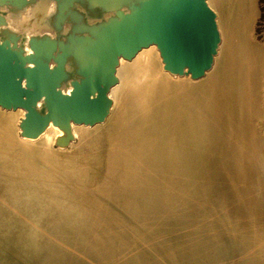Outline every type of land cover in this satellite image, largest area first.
<instances>
[{"label":"water","instance_id":"1","mask_svg":"<svg viewBox=\"0 0 264 264\" xmlns=\"http://www.w3.org/2000/svg\"><path fill=\"white\" fill-rule=\"evenodd\" d=\"M219 18L210 0H0V111L20 112L17 140H4L0 131V195L6 198L3 203L0 196V264H153L147 244L157 247L164 264H173L155 244V235L165 243L174 241L179 258L209 264V254L204 258L202 250L209 222L220 243L232 236L233 245H241L240 264H264V195L252 198L245 183L254 148L248 134L238 132L234 117L240 104L244 115L251 104L247 84L245 95L236 93L234 84L232 95L226 94L231 96L227 108L209 96L205 102L203 93L194 103L180 105L184 145L172 129L148 130L145 136H153L148 145L132 140L152 149L140 159L141 167L136 165L134 183H125L128 178L120 167L113 186L117 180L124 184H119L121 194L112 196L118 204L99 192H93L92 199L77 193L70 165L56 168L53 191L43 173L52 166L32 161L44 167L34 176L27 166L17 167L15 158L18 144L41 143L48 129L57 132L51 148L62 154L45 149L58 158L69 157L66 151L77 141L76 129L102 126L110 117V93L120 83L118 73L144 92L155 76H163L164 82L155 86L161 103L191 97L186 87H204L217 69L225 43ZM231 74L235 77V70ZM247 78L251 86L254 78ZM180 82L186 85H176ZM205 107L215 110L221 121L215 122ZM151 108L180 132L177 108L174 115L161 104ZM215 125L221 135L217 146L198 138L201 126L214 131ZM156 132L170 138V154L179 150L175 160L151 156L155 149L161 152V139L152 135ZM218 152L225 153L222 169L213 164L220 161L214 156ZM68 157L65 160L74 163L76 157ZM104 168L103 174H109ZM23 170L30 176L22 177ZM261 183L264 189V179ZM126 195L135 198L129 207L120 205ZM25 198L27 205L40 207L21 211ZM197 218L208 225L199 223L196 236ZM227 251L221 247L210 258L214 256V264H226Z\"/></svg>","mask_w":264,"mask_h":264},{"label":"bare ground","instance_id":"2","mask_svg":"<svg viewBox=\"0 0 264 264\" xmlns=\"http://www.w3.org/2000/svg\"><path fill=\"white\" fill-rule=\"evenodd\" d=\"M227 2L229 4V9H231V12L229 14L223 9L225 0H210V4L220 12L219 15L221 14V19H222L223 25L227 26V22L229 21V18H231V17L233 18L234 15H239V18L242 19V23H243V21L245 19L243 20V17H241V16L242 15H248L251 13V4H252L251 0H247V1L246 0H227ZM233 11H234V13H233ZM234 17H237V16H234ZM245 26H247V25H245ZM254 39H255V37H254ZM256 49L257 50H255V48L252 45H250V43H247L246 41H245V43H243L241 45H239L238 43H233V44L226 43L225 49L223 50V53L225 55L218 60L217 69L215 70L214 74L210 77V79H208L206 81V83H208L207 85H205L202 88L197 87V86H187L186 89L189 91L188 96H191V97H188V98L183 97L184 99H181V100H180L181 97H179V98L173 99V102L170 101L169 103L166 101L161 103V99L156 98L154 103H156L158 105L161 104V106L166 108V110L169 112V114H173L174 109L177 108V110H178V113H177L178 114V117H177L178 122L177 123L178 124H179V121L181 120V113H182V109H181L182 107L181 106L183 104L194 103L195 100L197 99V96L201 95L202 93H203V96L206 97V99H205L206 101L203 100L201 97H198L201 101L207 102L208 96H209L211 98V100L215 101L216 104L220 105V103H221L222 105L225 106V108H227L228 106L230 107V105H231L230 104V98H231L230 95H232V92L234 90V84H235L236 93H238V94L240 93L241 95H245V91H246V85L245 84H247V86H249L248 84H251V83H247V80H248L247 77L250 76L251 79L254 78V74H255L254 66H255V63L258 64V59H259L258 47H256ZM145 57L148 59V55H146ZM149 68H150V66L147 67V69H149ZM233 70H235V73H236L235 77H234V75L231 74V72ZM118 77L120 79L121 87L116 88L115 92H113V90H112L111 93L116 94L119 92V90H122V88H124L123 89V93H124V99L123 100L127 101L126 104L129 103L130 101H132L133 97H140V96L147 97L148 95L151 97L152 94H158L155 92L156 91L155 86L161 85L165 79V78H163V76L157 75L153 79V85L148 84L146 86L147 89L145 90V92L143 90H139L138 92H136L133 89L131 91H129V89H130L129 85L130 84L128 82H127V84H125L126 80L120 73H118ZM181 83L182 82L176 83V85L185 84V83H182V84ZM176 87H178V86H176ZM209 89H210V91H211V89L214 91V93H213L214 96L212 93H211V95H209V94H207V92H205V91L209 92ZM111 93H110V95H111ZM249 93H250V91L246 95L247 101H248L247 97H248ZM226 94H230V95H226ZM235 98H236V96H235ZM238 98H239V96H238ZM178 100H180L181 104L176 105ZM239 100H240V98H239ZM226 103H227V105H225ZM126 104L122 107L121 112H122V114L125 113L127 115V113L130 112L131 109H134L135 107H134V105H132L130 103H129V105H126ZM194 105H196L199 109H201L200 105H197V104H194ZM205 108H207V112H209L211 114V116L213 118H215V122L221 121L219 114L215 110L211 109L210 107H205ZM149 109L151 110V108H149ZM194 110H196V107H194ZM137 112H138V114L135 111V116H132L133 118H129V116L126 117L127 119H125L122 122V125L115 123V126H114L113 122H112L107 126L108 129H106L107 131H109L111 138H110V143H109V147H108V153H110V155H108V158L106 159L105 166L109 172H111L113 167H116L119 169H120V167H123L124 168V174H125L126 178H128L127 182H125L127 184L134 183V181L136 180V176L138 174L137 172L139 171V168L136 170V165L139 164V167H141V162H139L140 159L148 157L149 151H151V149H152L146 145L151 143L153 136L146 137L145 136L146 130L148 131L150 129L154 130V129L160 128V130L162 132V130H164V129H172V133L174 136H176V133H177V138L179 139L177 141L182 145L185 144V142L183 141L184 135L182 134V130H181L182 124H179L180 132H178V131L176 132L174 123L167 120L165 115L163 117L164 119H161V117H162L161 111H158L154 115L153 109L151 111H148L146 107H141V110L140 111L137 110ZM17 113L20 115V112H17ZM12 120H13L12 116H6V115L0 113V129L2 127V129H3L2 133H4V140H6V138L8 137L7 133L5 132V128H7V129L11 128ZM194 120H195V118H194ZM254 122H256V121H254ZM189 126L192 127L193 125L189 123ZM225 126H226V124H225ZM200 128H202L203 130L200 129L201 132L198 134V138H200L201 140L207 138L211 141V144L214 146H217L219 144V142L221 140V135H220L218 129H220V126L215 125L213 127L214 131L208 127L203 128V126H201ZM160 133L156 132L154 134H157V136L161 139L159 142L161 152H159L158 149H155V151L152 153L151 156L152 157L160 156V158L167 156V157H169V159L172 160L173 154H179V150L176 151V149H175V150H173V153L170 154L171 149H170V145L168 142L170 138L167 135H163V133H161V134ZM187 133H188V131H187ZM56 134H57V132L55 130L48 129L47 132H45V134L40 138L41 143L24 144V145L18 144L19 152L17 153V156L15 157L16 160L19 161V162H17L18 163L17 167H19V165H21V167L27 166L28 168H30L32 170V174L34 176H37V172L44 167L40 168L39 166H33L32 161H37V162L40 161L41 162V160H42L43 161V162H41L42 164H45V165L50 166V167L52 166L51 169H49L48 171H45L43 173L44 174L47 173L46 178L49 179L50 185H51L53 191H54V189H56L55 181H54V180H56V178H55V175H56L55 173L57 172L56 168H59L62 165L63 166H69L70 165V169L72 170V167H73V162L70 164V162L65 160L68 156L61 159V158H58V157H61L59 154L52 153L49 150L45 149L46 145H44L43 142L47 141L46 140L47 137H48V139L51 140V138H53L52 136H54ZM195 134L196 133H193L194 136H196ZM190 136H191V134H190ZM131 138H133L134 142H136V143L143 142L146 145L136 144V143L131 141ZM42 140H43V142H42ZM5 143H6V141H5ZM128 146H130V150H128ZM123 148H125L127 150L123 151ZM15 149H17V148H15ZM127 152H128V154H125ZM77 154L72 153L69 155L68 158H74L77 156ZM214 156L216 157V159L217 158H224L225 153L224 152L214 153ZM88 158H89V156H88ZM92 158L93 157H90L89 161H92ZM137 159H138V163H135L137 161ZM126 160H128V161H126ZM173 160H175V158ZM61 161H62V164H61ZM82 161L83 160H81L80 162H82ZM172 162H175V161H172ZM90 164L92 166V163H90ZM90 164H89V166H90ZM84 165L85 164H83V166ZM53 168H54V171H53ZM83 168H85V167H82V169ZM119 169H118V172H119ZM246 173H250V170H248ZM89 174H91V173H89ZM24 175L30 176V174H27V172L23 170L22 177ZM139 182H140V180L137 182L138 186L140 185ZM17 184L19 185V182ZM119 184H124V182L117 180V184L114 186L115 188L112 189V192L113 193L115 192L114 194H118L119 189H120ZM40 185H42L41 181H40ZM37 188H39L41 190L40 196L43 197L44 194L42 192V187L38 186ZM133 188H136V187L133 185ZM2 192H4V191H2ZM4 195L6 197L8 196V194H4ZM87 198L90 199V197H87ZM91 199H92V197H91ZM134 199L135 198L132 195H126V196H122L121 202L122 203L123 202L129 203V202L134 201ZM5 200H6V198L2 197L3 203H5ZM25 202H26V198H25V201L21 202L23 204L21 205L20 210L23 212L29 213V211L36 209V205L38 208L40 207V205L38 203H36V205H35V203L31 202L32 204L27 205L28 203H25ZM26 207H27V209H26Z\"/></svg>","mask_w":264,"mask_h":264},{"label":"rangeland","instance_id":"3","mask_svg":"<svg viewBox=\"0 0 264 264\" xmlns=\"http://www.w3.org/2000/svg\"><path fill=\"white\" fill-rule=\"evenodd\" d=\"M251 3H252L251 13L248 15L241 16L243 17V20L245 19L243 23H242V19L239 18V15H234L237 17L233 16V18L232 17L229 18V21L227 22V26L223 25L221 14H220L219 24L222 28L223 40L225 41V43H223L224 45H222L223 50L225 49L226 43H230V44L238 43L239 45H241L245 43V41L247 43H250V45H252L255 48V50H257L256 47H258V50H259L258 55H259L260 60L258 59V64L255 63V66H254L255 68L254 72H256V74L254 76L252 85L250 86V84H248L252 92L248 96L249 98L248 101H250L251 104L248 107V111L245 112L246 116L244 115V112H243L244 107L242 104H240L239 112L234 114V117H236L235 126L238 132L240 131V129L241 130L243 129L245 134H248L247 136L249 140L252 141L251 143L253 144V148H254L252 149L253 151L251 152L254 159H252V161L249 163V165L253 166V168L250 167V169H248L252 171V173L243 174L245 183L249 185L248 189H250V192L253 195L252 198L262 199V195H264V193H262V190L264 189L261 183V180L264 179V0H251ZM223 9L228 14L231 12V9H229V4L227 0H225ZM219 13L220 12L218 11V14ZM224 55L225 54L223 53V51H221V55L218 58L220 59ZM204 81L205 79L198 82V84ZM125 82H126L125 84H127L128 81H125ZM129 86H130L129 91H131L132 89L135 90L136 92H138L139 90H142L131 84ZM118 87L119 88L121 87V83H119V85L116 88ZM116 88L113 89V92H115ZM123 89L124 88H122V90H119V92L116 94L111 93L110 95L111 98H113L114 104L112 108V113L110 117L108 118L107 122L104 125L95 127L93 129H83V128L76 129L77 141L75 144L72 145L70 151L69 150L66 151V152H70V154L78 153L76 156V159L74 160L72 170L70 169L71 171L69 170L68 171L69 173H72V176H75L78 180V184L74 185L73 189H75L77 193L79 192L80 194H82L83 197H90L91 199L93 192H99L100 195L111 197V199H113L112 198L113 195L116 196V195L121 194L120 191L118 192V194H114L115 192L114 193L112 192V189L115 188L113 185L116 183L115 176H119L118 174L119 168L113 167L109 174L107 175L103 174L104 169H105L104 167H105L106 159L108 158V155H110V153H108V147H109L111 137H110L109 131L106 130L108 129L107 126L112 122L114 126H115V123L122 125V122L125 119H127L126 117L129 116V118H133L132 116H135V111L138 114L137 110L140 111L141 107H146L148 111H151L152 110L151 106L156 99L155 98L156 94H152L151 97L149 95L147 97H142V96L133 97L132 101H130L129 103L134 105V107L137 110L133 107L134 109H131V111L128 112L127 115L125 113L122 114L121 112L122 107L127 102L126 100H123L124 99ZM129 103H127L126 105H129ZM149 108H151V110ZM1 114L13 117L11 128L10 129L5 128V132L8 135L7 138L12 139L10 141L17 140L16 122L18 118L17 117L18 113L13 114V113H3L2 112ZM243 115L245 116V118H242ZM225 122H226V126L230 128L231 122L229 120H226ZM2 130L3 129L1 127L0 131L2 132ZM147 132L148 131L146 130V136H147ZM227 134H230L229 130ZM153 135L156 136V134H153ZM133 138H131V141L134 140ZM46 140L47 141L45 142H43L42 140V142L44 143V145H46V147H48V149H50V151H55L59 154H62V152H58V150H54L53 148H51L50 144H51L52 138L50 140L47 137ZM90 157H93L92 161H89ZM81 160L83 161L80 162ZM219 160L220 161L217 160L216 163H213V164L214 165L217 164V166L220 165V169H222L223 163L221 162L222 160L220 158ZM90 163H92L93 167L91 166ZM83 164L85 165L83 166ZM82 167H85V168L82 169ZM243 171L246 172V167ZM158 188L159 190L161 189V187H158ZM125 194L126 192H124V195ZM76 201L78 202V204L83 205L84 203V201L82 200L79 201V199H77ZM96 205L100 207H104V205L100 203L99 201H96ZM120 205L123 207H129L131 204L130 202L129 203L120 202ZM207 205H209V203ZM198 220L199 219L197 218L196 228H195V231L193 232V234L196 236L200 233V227H201L200 224L202 226L208 225V222H206L205 224L204 221L203 223L201 222V219L199 222ZM171 223L176 224L175 221H172ZM209 224H210L209 233L207 235L205 234L204 237H206V239L204 240L202 244L204 258H205V255L209 254L207 255L209 257L208 261H211V263L209 264H212V263L214 264V261H212L214 260V256L212 259L210 258V255L211 254L213 255L215 251H217V249L219 250L222 247L223 250L224 249L225 251L228 250L226 253L227 254L226 264H240V253H238L237 250L240 249L241 245L240 244L233 245L232 236H228V241L225 238L220 243L219 236L215 237L213 235V232H214L213 223L209 222ZM201 237H203V234L201 235ZM154 241L157 246H159L167 255H169L170 261H172L173 264H198L199 263V262L197 263L198 260L196 259L179 258L177 256L178 252L175 250L174 241H171L170 243H165V242H162L158 237H156V235L154 236ZM146 246L150 247L149 248L150 251L153 252V260H152L153 264H162V263L164 264L162 255L160 256L157 247L156 246L151 247L148 244ZM20 263H22V259H20ZM36 263L38 264L39 262H36Z\"/></svg>","mask_w":264,"mask_h":264}]
</instances>
